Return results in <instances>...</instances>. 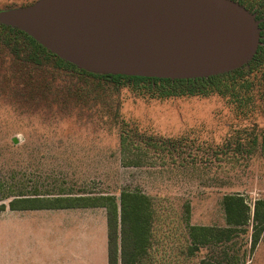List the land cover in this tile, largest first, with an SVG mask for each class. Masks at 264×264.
<instances>
[{"label":"rangeland","instance_id":"1","mask_svg":"<svg viewBox=\"0 0 264 264\" xmlns=\"http://www.w3.org/2000/svg\"><path fill=\"white\" fill-rule=\"evenodd\" d=\"M35 1L0 0V264L21 256L45 264L59 252L69 264L84 257L108 264L105 207H49L69 209L52 215L12 209L10 201L38 195L43 204L75 205L122 191L144 194L150 211L133 264H264V232L251 252L247 235L204 240L194 229L228 226L227 194L242 195L251 213L264 199V147L249 144L254 133L264 134V64L252 71L254 86L238 90L250 96L240 104L230 93L160 96L147 82L74 74L85 68L65 60L72 73L46 47L57 56L45 50L40 62H28L26 42L11 32L5 38L2 25L21 29L2 18ZM234 1L264 21V0ZM121 132L131 142L125 148ZM246 226L250 233L251 221Z\"/></svg>","mask_w":264,"mask_h":264},{"label":"water","instance_id":"2","mask_svg":"<svg viewBox=\"0 0 264 264\" xmlns=\"http://www.w3.org/2000/svg\"><path fill=\"white\" fill-rule=\"evenodd\" d=\"M2 21L79 67L159 78L235 70L261 32L234 0H37Z\"/></svg>","mask_w":264,"mask_h":264},{"label":"trees","instance_id":"3","mask_svg":"<svg viewBox=\"0 0 264 264\" xmlns=\"http://www.w3.org/2000/svg\"><path fill=\"white\" fill-rule=\"evenodd\" d=\"M253 3L248 2L246 5L254 7L255 4ZM260 25H264V21H262ZM2 28L6 30L3 34L5 38L11 39V33H13L15 34L14 39L22 37L23 41L26 42V45L29 47V50L25 52L26 61L35 62L36 64L40 62V55L42 53L44 54L43 51L47 50L43 45L24 31L14 29L6 25H2ZM17 50H21V47ZM47 51V55L57 56L52 52L50 54L49 50ZM17 54L20 55L19 52H17ZM57 61L59 65H65V67L71 69L72 73L74 72L72 68L73 64L66 62L58 56ZM262 64H264V46L260 45L253 59L244 67L209 76L190 78H159L127 74H97L85 69H79L75 71L74 74L77 73L83 76L86 75L87 77H106L112 80L125 78L128 84H130V82L133 84L147 82L148 87L153 89V91H157L160 96L185 94L197 95L209 93H219L221 95H225L230 93L236 97V101H239L240 104H242L244 101L249 100L250 96L248 98L243 97L240 94L241 92L238 90L241 88L250 89L254 86L255 81L252 79V71L257 67V65ZM246 66L247 69H245ZM242 131L243 130H241V132ZM127 138V134L121 132L120 144L122 148L127 147V145L131 143L127 141ZM260 138L261 140H259ZM259 142L264 147V134L259 135L254 133L249 143L250 146H256ZM141 143L142 142L139 144ZM143 143L149 144L150 142L144 139ZM151 144L155 147L160 146V144L156 142ZM242 146L243 145L239 141L237 143V149H242ZM80 199L82 203H77L75 205H47L43 204V202L47 201V199H43L37 195L35 197L14 198L10 201V206L12 209L103 206L107 209L108 264H133L140 252L144 250V245L147 240L145 229L148 226V222L143 219L149 218L150 216L147 197L144 194L122 191L119 198L112 195L101 196L100 198H96V201L94 202H89L88 198ZM101 199L103 201L99 202ZM16 202H19V205H17ZM223 207L226 214L227 227L219 228L213 226H202L200 228H194L195 231L201 230L203 232V237H206H202L204 240L210 239L209 234L213 237L215 236L218 240H230L232 239L231 237L234 233L239 232L240 235H247V237H250L249 250L253 252L261 240L264 232V199L260 198L255 201L254 211L251 213V208L245 202L242 195L227 194L223 198ZM249 221H251L252 227V231L250 233L249 227L246 226L249 224ZM217 234H219L220 237H218ZM193 238L195 241L199 239L197 232L194 233ZM246 263L247 261L245 264Z\"/></svg>","mask_w":264,"mask_h":264},{"label":"crops","instance_id":"4","mask_svg":"<svg viewBox=\"0 0 264 264\" xmlns=\"http://www.w3.org/2000/svg\"><path fill=\"white\" fill-rule=\"evenodd\" d=\"M75 210H78L77 208H74ZM64 211V210H69L68 208H58V209H50V208H34V209H28V210H21V211H36L37 213H41V212H46V214H52L53 213V211ZM85 211V210H84ZM87 211V210H86ZM89 211V210H88ZM82 213H84V212H82ZM52 215H54V214H52ZM58 218H60V217H58ZM50 234V233H49ZM54 235H57V236H54ZM52 236L54 237V238H57V239H60V238H62V236H61V234H52ZM47 237H51V236H47V234L45 235L44 234V236L42 237V238H47ZM59 245L61 244V243H58ZM92 249H90V251H91ZM27 256H21V257H19V259H17L16 261H17V263H15V264H18V262H19V264H20V261H23L24 262V264H33L32 263V261H34V260H37V258L36 257H33V258H26ZM78 260L77 261H74L76 264L77 263H83V264H90V263H92V259H91V257H84V258H82V259H80V258H77ZM69 261H70V258H69V256H67V255H65L64 253H62V252H59V253H57V255H56V258H50V261H47L45 264H69Z\"/></svg>","mask_w":264,"mask_h":264}]
</instances>
